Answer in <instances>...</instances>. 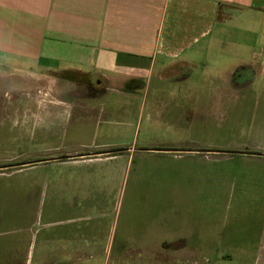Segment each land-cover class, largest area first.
Masks as SVG:
<instances>
[{
    "label": "crops",
    "instance_id": "crops-1",
    "mask_svg": "<svg viewBox=\"0 0 264 264\" xmlns=\"http://www.w3.org/2000/svg\"><path fill=\"white\" fill-rule=\"evenodd\" d=\"M263 22L264 0H0V180H12L0 182V264H196L213 254L245 260L249 252L264 264L260 197L247 204V220L238 209L215 243L207 217L174 233L167 204L156 226L134 224L140 207H127L118 232V169L128 165L132 145L102 142L90 150L77 142L86 120L104 113L91 102L107 94L125 101L117 114L121 127L128 126V97L148 96L150 86L166 94L165 85H177V96H264V51L248 66L236 59L223 67V55L237 57L239 47L229 51L219 43L231 26L260 29ZM193 84L203 89L191 92L186 86ZM41 96L82 103H67L65 118H59L51 99L41 107ZM73 115L78 121L67 140L54 141ZM42 140L43 150L20 147ZM164 146L147 149L180 151L143 152L203 156L223 147ZM116 148L124 151L64 159ZM12 165L22 166L6 167ZM146 243L159 246L154 255L142 248Z\"/></svg>",
    "mask_w": 264,
    "mask_h": 264
},
{
    "label": "rangeland",
    "instance_id": "rangeland-1",
    "mask_svg": "<svg viewBox=\"0 0 264 264\" xmlns=\"http://www.w3.org/2000/svg\"><path fill=\"white\" fill-rule=\"evenodd\" d=\"M260 25V29L252 28V25H240L239 28L231 26L238 30L231 31L230 28L225 31L223 40L219 43L229 46V51H233L231 46L239 47V50L237 57L233 56L235 53L223 55L227 57L223 67L236 59H244L245 66H248L251 61H257V56L263 55L264 22ZM79 80L85 82L88 78L81 76ZM257 86L256 83L255 89ZM186 87L191 89V92L203 89L200 84ZM163 88L166 94L157 92L150 86L148 96L128 97L127 127L118 126L116 123L117 119H121L125 106L122 98L107 94L94 100L91 105L104 113L98 118L92 115L86 120V126L77 142L86 145L90 150L102 142L122 141L132 145L128 165L118 169L122 171V179L118 180L117 185V202L122 206L118 232L123 227L124 218L128 216L125 211L127 207H140L137 211L141 212V215L131 219L134 224L148 221L150 226H156L162 217L161 206L167 204L166 207L170 205L171 209L165 212L166 221L171 224L174 233L176 229L189 228L195 219L204 221L207 217V220L211 219L212 222L215 243L216 233L223 225L228 226L234 222L233 217L238 213V209L242 214L245 213L247 220L252 212L247 205L251 198L260 197L259 206H264V157L226 154L264 153V96H177L175 92L180 89L179 86L167 84ZM168 93L174 94L168 96ZM47 98L54 103V108L59 109V118H65L68 104L82 103L76 98L68 99L67 96H41V107H44V100ZM58 100L57 103L61 102L64 106L57 105ZM48 101L47 104H50ZM107 112H112L114 117L107 115ZM77 121L78 118L74 115L68 117L65 128L59 131V134H54V141L59 139L58 137L64 139L65 135L67 140ZM1 140L0 146L5 145ZM174 143L181 146L196 143L203 147L215 144L223 147H210L222 153L202 154L203 156L140 151ZM44 145L43 140L35 143L25 141L20 147L39 151L44 149ZM95 151L105 150L96 148ZM0 182L5 185L12 184V180L8 179ZM166 195H169L170 199H166ZM145 212L148 213L146 220ZM149 238L154 240L152 232ZM142 248L148 252V256H152L159 246L146 243ZM248 255L245 260L233 256L230 260H223L226 257L220 260L213 254L211 259H202L196 264L262 263L256 260L253 252ZM148 264L154 263L149 261ZM181 264L189 262L184 260Z\"/></svg>",
    "mask_w": 264,
    "mask_h": 264
},
{
    "label": "water",
    "instance_id": "water-1",
    "mask_svg": "<svg viewBox=\"0 0 264 264\" xmlns=\"http://www.w3.org/2000/svg\"><path fill=\"white\" fill-rule=\"evenodd\" d=\"M124 151V149H116V150H110L106 152H100V153H92V154H84V155H78V156H68L64 157V159H72V158H77V157H92V156H100V155H107V154H113V153H119ZM142 151H172V152H179L180 150H162V149H156V150H150V149H144ZM187 151H194V152H203L201 150H187ZM227 154H234V155H252V156H258V157H264V153H249V152H227ZM63 158H53V161L56 160H61ZM33 164V163H31ZM22 165H12V166H6L8 168H14V167H19Z\"/></svg>",
    "mask_w": 264,
    "mask_h": 264
},
{
    "label": "flooded vegetation",
    "instance_id": "flooded-vegetation-1",
    "mask_svg": "<svg viewBox=\"0 0 264 264\" xmlns=\"http://www.w3.org/2000/svg\"><path fill=\"white\" fill-rule=\"evenodd\" d=\"M87 90H88V91H90V89H89V88H88Z\"/></svg>",
    "mask_w": 264,
    "mask_h": 264
},
{
    "label": "trees",
    "instance_id": "trees-1",
    "mask_svg": "<svg viewBox=\"0 0 264 264\" xmlns=\"http://www.w3.org/2000/svg\"><path fill=\"white\" fill-rule=\"evenodd\" d=\"M66 76H67V75H66ZM66 76H65V77H66Z\"/></svg>",
    "mask_w": 264,
    "mask_h": 264
}]
</instances>
